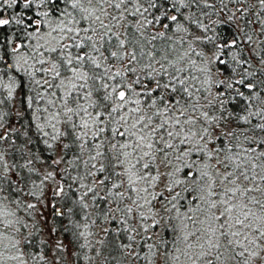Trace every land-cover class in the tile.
Returning <instances> with one entry per match:
<instances>
[{
	"label": "snow or ice",
	"instance_id": "snow-or-ice-1",
	"mask_svg": "<svg viewBox=\"0 0 264 264\" xmlns=\"http://www.w3.org/2000/svg\"><path fill=\"white\" fill-rule=\"evenodd\" d=\"M0 264H264V0H0Z\"/></svg>",
	"mask_w": 264,
	"mask_h": 264
},
{
	"label": "trees",
	"instance_id": "trees-1",
	"mask_svg": "<svg viewBox=\"0 0 264 264\" xmlns=\"http://www.w3.org/2000/svg\"><path fill=\"white\" fill-rule=\"evenodd\" d=\"M63 235V234H62Z\"/></svg>",
	"mask_w": 264,
	"mask_h": 264
}]
</instances>
